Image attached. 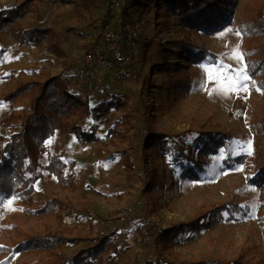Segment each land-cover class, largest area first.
Masks as SVG:
<instances>
[{
    "label": "rangeland",
    "instance_id": "374dc122",
    "mask_svg": "<svg viewBox=\"0 0 264 264\" xmlns=\"http://www.w3.org/2000/svg\"><path fill=\"white\" fill-rule=\"evenodd\" d=\"M24 1L0 0V9L15 7ZM65 1L70 3L33 0L27 13L19 19L22 27L49 31L51 38L39 46H19L10 35L0 34V44L5 49L0 56V122L8 117L18 118L28 111L30 102L27 98L5 100L17 84L42 83L59 74L63 64L74 70L88 57L84 53V44L97 45L106 58L103 63L93 59V68L96 69L94 81L100 88H91V101L94 104L100 100L107 101L110 94H114L127 101L128 107L123 113L111 108L104 114L96 130L99 142L85 143L57 133L48 139L47 151L56 153L67 164L66 173L74 172L78 182L74 189H69L57 185L54 177L45 175L39 178L34 183L35 192L30 204L33 213L24 210L28 205L19 206L13 198L0 201V264H36L57 260L60 255V258L73 256L91 242L65 244L52 253L28 252L12 258L5 249L30 234L44 233V230L61 232L68 238L87 236L93 239L111 232L114 219H119L118 223L122 225L112 236L116 252L112 249L104 252L97 259V264H138L149 246L146 249L140 243L136 233L137 222L142 223V229L145 226L152 231L166 229L174 224L192 222L232 199L243 204L250 211L249 216L239 221L229 218L217 222L207 231L196 233L191 240L184 239L168 249H161V254L171 261L230 262L241 259L245 263L264 264V187L255 189L247 183L254 154L259 149L264 150V135L252 132L249 127L256 110L264 104V93L256 89L253 77L247 74L242 56L245 46H264V34L249 41L240 31L247 16H256L257 10H261L264 16V0H235L236 8L230 24L210 35L187 32L163 8L154 2L147 4L135 28L140 39L150 43L148 53L155 61L159 60L162 51L158 45L164 50L170 42L178 40L195 44L213 55L214 60L209 58L187 67L192 78L191 89L178 101L171 100L167 94V75L150 72V65L142 64L141 44H138L136 58L129 62L131 65H126L127 68L117 64L113 66L124 70L122 80L115 78V70L111 69L109 62L110 52L101 38V21L109 13L105 0H95L96 8L92 13L83 10L82 3L86 0ZM120 25L116 21L111 22L115 31L120 29ZM71 28L72 31H68ZM75 31L85 33L87 40L79 39ZM50 45L58 55L49 51ZM157 64L162 65L161 61ZM205 67H219L222 75L246 73L250 77L243 81L247 90L241 88L226 94L218 91L216 81L208 80ZM181 79L186 81L188 78L183 76ZM88 82L77 86L78 90L85 93ZM138 95L147 101L154 133L176 136L201 129L228 133L234 139L233 157L243 153L245 163L227 169L221 166V158L218 157L199 181H178L174 186H151L147 190L144 182L151 176H145L144 180L137 168L129 170L120 161V153L133 147L131 155H135L142 142V138L137 136V118L142 104ZM125 115L126 120L123 118ZM112 130L117 132L116 135L111 133ZM0 134L6 137L1 126ZM181 139L182 136L170 139V146ZM239 147H245V150ZM42 162H47L45 157ZM55 200L61 205L56 206L53 202L52 206L50 201ZM43 205L49 207L48 212H35ZM158 248H162L160 243Z\"/></svg>",
    "mask_w": 264,
    "mask_h": 264
},
{
    "label": "trees",
    "instance_id": "16d2710c",
    "mask_svg": "<svg viewBox=\"0 0 264 264\" xmlns=\"http://www.w3.org/2000/svg\"><path fill=\"white\" fill-rule=\"evenodd\" d=\"M32 1L25 0L18 6L0 9V34L10 35L19 46L35 47L51 38L47 29L26 28L18 23L19 19L27 13ZM149 2H154L158 7L163 8L167 15L174 16L178 24L187 32L203 35L214 34L226 28L236 8L235 0H122L118 11V17L123 23L119 44L121 49L129 53V62L133 61L137 54L130 51L123 27L125 24L135 27L140 22ZM82 4L84 11L92 13L96 8L95 0H86ZM104 20L101 21L102 26ZM68 31H72V28ZM240 31L249 41L263 35L262 11L257 10L256 16H247ZM75 34L79 39L87 40L85 33L75 31ZM134 43L137 48H139L138 44H141V61L142 64L150 65V72L158 71L167 75L165 83L167 94L171 100L175 101L183 98L191 89L192 78L186 70L187 67L207 61L209 58L214 60L213 55L206 53L201 47L178 40L170 42V46L164 50L158 45L162 51L158 57L159 60L155 61L148 53L150 47L148 41H142L137 35ZM83 46L86 55H92L95 49L102 51L94 44ZM4 51L0 44V56ZM49 51L58 55L53 45L49 46ZM242 56L247 74L253 77L256 89L264 93V46L248 48L245 46L242 49ZM159 61L162 65L157 64ZM129 62L128 66L131 65ZM63 65L59 74L47 78L42 83H19L5 97L6 101H15L24 97L30 104L28 111L18 118L8 117L0 122V126L6 133V137L0 134V201L13 198L19 206L28 205L24 210L31 213L34 212V209L30 207L35 192L34 183L39 178L45 175L54 177L57 185L69 189H74L78 182L74 172L66 173L67 164L56 153L47 151L48 139L57 133L71 136L85 143L99 142L96 130L104 114L111 108L121 110L123 113L128 107L127 101L114 94H110L107 101L100 100L99 103L94 104L91 101V88L86 87L85 93L77 88V86H84L87 80L86 66L81 63L71 70L66 64ZM183 76L188 79L182 81ZM141 96L138 97L142 104L137 118V136L142 138V142L135 151L136 156L131 155L133 147H129V151L120 153V161H123L124 167L129 170L137 168L139 176L143 179L147 175L151 176L149 181L144 182V188L147 190L151 186H174L178 181H199L211 167L212 161L218 157L221 158V166L227 169H231L235 164L245 163L243 153L233 157L234 139L228 133L207 129L189 130L186 134L176 136L154 133L150 126L147 101L140 99ZM123 118L126 120V115ZM249 127L252 132L264 135V104L256 110L255 118L250 121ZM111 133L116 135L117 132L112 130ZM179 136H182L181 141L174 142L170 146V139H177ZM239 148L242 151L245 150V147ZM44 157L47 160L45 164L42 162ZM149 157L151 160H148ZM154 159L160 160L161 163ZM253 160L250 165L252 169L248 170L247 183L255 189H261L264 187V150L259 149L254 154ZM175 168H177L176 171ZM160 179L163 181L160 182ZM53 202H56V206L61 205L55 200L50 201L52 206H54ZM48 210L49 207L43 205L35 212H48ZM249 213L250 211L243 204L232 199L216 206L203 217H198L192 222L174 224L166 229L152 231L147 226L142 229V223L137 222L138 239L144 248L149 246L138 264H262L260 262L245 263L241 259L230 262L223 260L189 262L176 259L171 261L161 254V249H168L184 239L191 240L196 233L207 231L217 222L229 218L239 221L249 216ZM205 218L207 219L204 220ZM118 221L119 219L111 221L113 223L111 232L99 234L93 239L87 236L68 238L64 233L44 230V233L38 232L26 236L23 241L5 250L9 252V258H12L17 254L28 252L52 253L65 244L88 241L91 244L73 256L60 258V255L57 260L36 264H97V259L104 252L110 249L116 252L112 236L122 227ZM158 243L162 248H158Z\"/></svg>",
    "mask_w": 264,
    "mask_h": 264
},
{
    "label": "built area",
    "instance_id": "2783aa9c",
    "mask_svg": "<svg viewBox=\"0 0 264 264\" xmlns=\"http://www.w3.org/2000/svg\"><path fill=\"white\" fill-rule=\"evenodd\" d=\"M108 4V10L109 13L105 17L102 29H101V38L103 39L104 45L106 46V49L108 52H110L111 58L109 59L110 67L112 70H115L116 79L122 80L124 77V70L120 71L118 67L114 68L113 66L121 65L125 67L129 62V53L127 52V55L124 53L123 49H121V46L119 44V40L121 38V25L123 24L121 19L118 17V11L120 9V3L118 0H105ZM117 22L121 23L119 30H114L111 27V22ZM124 31V37L127 40L128 46L130 48V51H132L134 54L138 53L137 45H135L134 40L138 35V30L134 26H130L128 24H125L123 27ZM102 53V54H101ZM85 59H83V64L87 68V74H86V81L88 82V87L99 90L98 86L96 85L94 79L96 75V69L93 68V59H97L100 61V63H103L105 61V56L102 51H99L97 49L94 50V53L92 55H87Z\"/></svg>",
    "mask_w": 264,
    "mask_h": 264
},
{
    "label": "snow or ice",
    "instance_id": "6c2138e0",
    "mask_svg": "<svg viewBox=\"0 0 264 264\" xmlns=\"http://www.w3.org/2000/svg\"><path fill=\"white\" fill-rule=\"evenodd\" d=\"M205 72L207 74L208 80H215L218 84V91L223 93L228 92H237L243 88V90H247L246 87L243 85L244 80L250 79L246 73L243 75L240 74H233V75H222L220 72V68H209L205 67ZM249 154H251V144H248ZM11 201H9V204Z\"/></svg>",
    "mask_w": 264,
    "mask_h": 264
}]
</instances>
